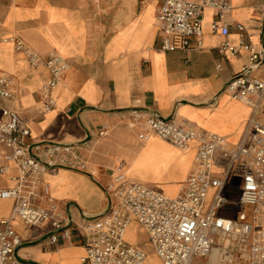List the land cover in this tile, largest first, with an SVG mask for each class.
<instances>
[{
    "label": "crops",
    "instance_id": "crops-1",
    "mask_svg": "<svg viewBox=\"0 0 264 264\" xmlns=\"http://www.w3.org/2000/svg\"><path fill=\"white\" fill-rule=\"evenodd\" d=\"M161 2L0 0V74L15 80L14 97L0 99V105L21 115L29 143L40 148L67 146L69 154L88 166L87 172L62 167L46 171L43 180L49 192L37 186L35 206L49 209L51 198L54 211L74 223L99 214L107 204L105 189L115 176L117 158L123 161V170L129 167L131 179L166 196L180 194L194 167L196 143L184 151L165 140V144L152 137L142 141L133 110L191 122L228 144L240 140L251 118L264 124V96L253 110L223 90L230 76L248 62L249 52L219 54L224 38L210 29L215 11L203 9L201 48L163 50L156 21ZM231 4L225 17L226 40L233 45L244 41L264 52V0H231ZM237 24L244 25L246 32H239ZM15 40L43 55L58 52L69 64L52 92L55 105L47 113L41 109L40 88L48 72L43 66L32 67L14 48ZM256 74L264 80V62ZM100 131L106 136H98ZM142 155L154 157L143 163L154 165L148 173L133 170ZM157 164L160 170L155 174ZM16 174L12 167L9 175ZM12 184L9 176L0 178L2 186ZM11 204L9 199L0 201L1 216L8 214ZM12 225L21 239L18 253L23 258L37 264H81L85 238L73 224L69 238L55 243L48 238L49 222L31 227L15 219Z\"/></svg>",
    "mask_w": 264,
    "mask_h": 264
},
{
    "label": "built area",
    "instance_id": "built-area-1",
    "mask_svg": "<svg viewBox=\"0 0 264 264\" xmlns=\"http://www.w3.org/2000/svg\"><path fill=\"white\" fill-rule=\"evenodd\" d=\"M205 8L215 11L211 32L224 38L218 46L219 54L235 55L241 49L249 52L248 62L230 76L223 90L256 110L264 96V80L256 74L264 62V52L244 41L233 45L226 40L229 29L225 17L232 9L231 0H162L156 12L161 48H201ZM236 28L246 32L242 24ZM14 48L25 54L32 67L46 68L48 77L40 88L41 109L49 112L55 105L52 92L68 70L67 60L55 51L43 55L21 40L14 41ZM14 85L13 77L0 74V99H12ZM132 115L134 124L141 125L142 141L156 135L181 149L196 143L194 167L183 180L181 193L166 196L131 179L118 160L115 176L105 189L104 210L74 223L54 211L51 198V208L35 206L34 189L42 186L48 194L43 180L48 170L62 167L87 172V163L69 154L67 146L49 144L40 148L29 143V131L21 115L0 105V178L9 176L13 182L11 186L0 185V201H12L8 214L0 215V264H37L18 253L21 239L12 225L15 219L31 227L49 222L51 243L69 238L73 224L85 238L81 264H146L144 250L123 238L132 221L146 233L160 264H193L196 257H205L204 264H264V124L251 118L240 140L228 144L221 136L191 122H177L152 110H133ZM105 133L100 131L98 136ZM12 167L16 175H9ZM236 184L239 192L231 201L228 190ZM230 203L238 209L236 217L220 211ZM214 250L219 255L215 261L210 259Z\"/></svg>",
    "mask_w": 264,
    "mask_h": 264
},
{
    "label": "rangeland",
    "instance_id": "rangeland-1",
    "mask_svg": "<svg viewBox=\"0 0 264 264\" xmlns=\"http://www.w3.org/2000/svg\"><path fill=\"white\" fill-rule=\"evenodd\" d=\"M104 136H106V134ZM152 138L155 139L154 142L165 144V142L161 138H159L157 136H152ZM187 149H188V147L184 148V151H186ZM151 159L152 160L154 159V157L152 155H145V156L142 155L139 160L134 162L133 170L136 171V172L144 171L145 173H148V169L154 168V165L153 166L144 165L143 163L144 162L150 163ZM118 160H120V158H117V161ZM128 168L129 167H126L123 170L124 174H126L127 176H129V174H130V169H128ZM159 170H160V166L157 164V167L155 168L153 173L158 174ZM152 176H154V175L152 174ZM237 195H238V189H237L236 186L233 185L228 190V199L233 201L237 197ZM1 201H6V200H1ZM220 211L224 215L231 216V217H236L238 209H237V207H229V208H227L225 210H220ZM138 226L139 225L137 224L136 221H132L128 225V237L125 238V240H126L127 243H129L131 245H137L140 248H142L144 250V252L146 253V259L150 260L151 264H157L158 258L155 255V251H154L152 245L150 244L149 240L146 239V235L142 231L143 229L139 226L142 229V230H140V228ZM205 261H206L205 257H196L193 260V264H204ZM146 264H148V263H146ZM158 264H160L159 260H158Z\"/></svg>",
    "mask_w": 264,
    "mask_h": 264
},
{
    "label": "bare ground",
    "instance_id": "bare-ground-1",
    "mask_svg": "<svg viewBox=\"0 0 264 264\" xmlns=\"http://www.w3.org/2000/svg\"><path fill=\"white\" fill-rule=\"evenodd\" d=\"M155 9H156V8H155ZM152 136H156V135H151L150 137H152ZM150 137H149V138H150ZM157 137H158V136H157ZM159 138H160V137H159ZM193 158H194V157H193ZM193 163H194V162H193ZM140 230H142V229L140 228ZM142 231H143V230H142ZM127 237H128V228L125 229L124 234H123V238H127ZM210 259L213 260V261L219 259V255H218V253H217L216 250H214L213 253L210 255ZM156 260H157V259H156ZM146 263L151 264V263H150V260H147V259H146ZM157 264H158V260H157Z\"/></svg>",
    "mask_w": 264,
    "mask_h": 264
}]
</instances>
